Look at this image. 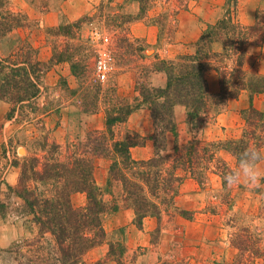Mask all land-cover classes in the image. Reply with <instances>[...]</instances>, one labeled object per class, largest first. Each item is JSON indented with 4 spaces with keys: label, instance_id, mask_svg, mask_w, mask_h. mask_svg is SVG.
<instances>
[{
    "label": "rangeland",
    "instance_id": "rangeland-1",
    "mask_svg": "<svg viewBox=\"0 0 264 264\" xmlns=\"http://www.w3.org/2000/svg\"><path fill=\"white\" fill-rule=\"evenodd\" d=\"M230 3V0H11L13 8L24 14L28 22L0 40V52L7 55L29 42L37 48L42 59L49 61L57 44V49L65 53V60L58 64L51 61L50 70L43 79V87L47 88L42 89L39 103L49 109V115H40L41 121L22 120L19 116L9 118L10 103L0 100V264L26 262L31 248H37L25 245L30 240L41 239L37 246L48 249L55 242L50 232H40L24 200L8 188L6 177L11 170L18 172L13 187L19 181L20 167L16 162L39 152L38 140L44 142L48 138L67 148L68 144H83L89 132L105 131L106 109L112 105L102 97L103 91L114 89L111 95L119 94L139 104L143 100L140 88L145 82L150 84L148 70L156 66L162 56L175 58L181 50L193 52L196 41L188 42V39L199 29L207 28L210 22L222 18ZM241 13L248 14L249 18L241 17ZM235 14L244 25L258 24L256 34L246 47L242 70L264 76V0H238ZM79 20L80 27L68 33L59 29ZM139 23L155 28L156 44L133 33V26ZM150 28L146 31L148 35L152 34ZM95 32L107 35L114 48L115 70L105 82L99 81L95 74ZM73 64L78 66V72L72 70ZM228 67L230 71L236 66L231 63ZM235 77L236 74L232 76ZM217 79L219 90L213 94L218 97L221 85L219 76ZM91 85H99L103 91L97 112L85 113L86 99L90 101L96 92L90 89ZM241 94L239 98L218 97L214 109L220 112L211 111L203 117L199 128L189 121L187 107L176 105L174 119L178 138L168 132V151L163 154L174 155L176 142L183 145L194 136L206 142L240 137L245 127L242 102L246 107L250 104V92L244 90ZM256 96L258 107L264 110V92ZM235 99L242 101L238 103L240 108H237L235 122L229 124L222 119V123H218V117L231 111L230 101L235 103ZM140 105L124 123L114 126V133L117 139H144V144L132 147L131 153L135 160H148L155 153L154 141L149 138L154 127L149 104ZM180 105L183 107L178 109ZM134 114L138 115L131 119ZM225 125L233 127L225 131ZM147 139L151 142L146 145ZM217 155L230 170L237 166V159L230 151L220 149ZM113 161L110 156L97 157L94 162V177L107 205L102 215L106 238L88 251L86 262L117 264L108 252L110 242L120 241L126 247L124 264H162L163 261L171 264H184L183 261L186 264H264V181L258 188L244 184L229 187L224 175L230 170L223 169L219 161L211 164L202 182L190 173L178 172L180 185L176 205L193 212V218L173 215L171 204V210L165 207L160 219L146 217L139 227L134 210L125 200L122 181L110 176ZM163 164L170 168L172 162L167 160ZM72 202L75 207H84L86 193H74ZM238 239L245 240V244H239L241 248Z\"/></svg>",
    "mask_w": 264,
    "mask_h": 264
},
{
    "label": "trees",
    "instance_id": "trees-1",
    "mask_svg": "<svg viewBox=\"0 0 264 264\" xmlns=\"http://www.w3.org/2000/svg\"><path fill=\"white\" fill-rule=\"evenodd\" d=\"M230 1L225 15L207 26L193 52L180 53L171 59L162 58L148 70L150 73L165 72V87L145 82L139 90L143 100L134 104L119 94L111 95L114 89L103 91L99 85H91L90 89L96 91L95 96L90 101L86 99L83 112H97L100 92L103 91L102 97L112 105L106 109V130L89 132L83 144H68L67 148L48 138L44 142L38 140L41 150L16 162L20 167L19 181L17 186L9 185L8 188L24 200L31 220L40 226V232H50L55 241L50 250L37 246L41 239L28 241L25 245L37 248H31L27 261L20 264H101L100 261L88 263L85 260L88 251L106 238L102 215L107 211V205L94 177L97 157L111 156L114 159L110 176L122 181L125 200L134 210L136 224L141 227L146 217L160 219L165 207L171 210V204L175 211L173 215L193 218V212L176 205L180 185L178 172L190 173L191 177L202 182L215 161H219L223 169L230 170L218 158L220 149L230 151L238 162L240 153L247 146L264 147V110L254 104V97L264 92V76L242 70L246 47L256 34L258 24L241 23L235 14L238 0ZM27 22V17L13 8L11 0H0V40L26 26ZM80 23L81 20L59 29L68 33L72 28L80 27ZM54 48L49 61L41 59L37 48L29 42L7 55L0 52V100L10 103L9 118L19 116L22 120L41 121L42 117L49 115V109L39 103L42 89L47 88L43 87V79L52 62L58 64L65 60V53L57 49V44ZM231 63L236 67L229 71ZM77 68L72 65L74 72ZM212 68L219 76L221 92L218 97L221 99L228 96L239 98L244 90L250 92V104L241 111L245 121L241 136L208 142L194 136L183 145L176 142L174 155H164L168 151V132L178 138V125L174 119L176 105L187 107L189 121L197 128L211 111L220 112L214 109L218 97L209 90L206 79V73ZM234 74L236 77L232 78ZM140 103L149 104L154 127L149 138L154 141L155 153L148 160H135L131 153L132 147L144 144V139H117L114 133V126L124 123L134 110L141 107ZM167 160L172 162L170 168L163 164ZM76 192L86 193L84 207L74 206L72 195ZM243 243L245 240L238 239V247L241 248ZM108 253L117 264H124L126 247L123 242H110ZM162 264L171 262L163 261Z\"/></svg>",
    "mask_w": 264,
    "mask_h": 264
},
{
    "label": "crops",
    "instance_id": "crops-1",
    "mask_svg": "<svg viewBox=\"0 0 264 264\" xmlns=\"http://www.w3.org/2000/svg\"><path fill=\"white\" fill-rule=\"evenodd\" d=\"M226 11V10H225ZM240 16L241 17H243V18H249V15L247 14V15H245V14H243V13H241L240 14ZM251 17V16H250ZM240 20L242 21V19L240 18ZM212 23H215V21L214 22H210L209 24H212ZM244 23H246V24H248L247 23V21L245 22L244 21ZM208 26V25H207ZM150 27H147L145 24H143V23H139V25L137 26V25H134L133 26V28H132V31H133V33L135 34V35H137V36H142V37H144V38H146L147 40H148V42L150 43V44H156L157 43V40H158V38H157V35L155 34V32H154V30H155V28L154 27H151L150 28V31L152 32V34H150V35H148L147 34V29H149ZM206 28V27H205ZM205 28L203 27V28H201V29H199V28H195V29H199V31L197 32H195V29H194V32H195V35H194V37H191V38H189L188 39V42H197V40L200 38V36L202 35V33H203V31L205 30ZM140 29V30H139ZM156 31V30H155ZM195 42V43H196ZM176 51H178V50H176ZM179 52V51H178ZM187 52V51H186ZM185 52V50H181V53H186ZM41 58V57H40ZM162 58H167V59H171L172 57H164V56H162ZM42 59V58H41ZM217 77H218V74L216 73V71H215V69H210L207 73H206V79H207V82H208V87L210 88V91L212 92V93H215L216 91H218L219 90V86H218V79H217ZM149 81H150V84L152 85V86H155V87H161V88H163V87H165L166 86V84H167V76H166V74L164 73V72H159V71H154V72H151L150 73V77H149ZM242 96V94L240 95V97ZM236 100V102L234 103V102H231L230 101V106H231V111H229V113H228V115H225L224 114V116L223 117H218V123H222L221 122V120L223 119H225V120H228V123L229 124H233L234 122H235V120L237 119V108L239 109L240 108V105L238 104L239 102H242L240 99H235ZM254 104H255V106L257 107V108H259L258 107V104H257V96L256 97H254ZM246 103L244 102H242V108H246ZM181 107H183L182 105H180V106H178V109H181ZM259 109H261V108H259ZM263 110V109H262ZM144 111V110H143ZM138 114H134V115H132V117H131V119H133L134 117H136ZM241 120V119H240ZM239 120V121H240ZM241 123L243 122V120L242 121H240ZM141 125V124H140ZM221 125V124H220ZM241 125V124H240ZM226 126V128H225V131H228V130H230L233 126L232 125H225ZM242 126V125H241ZM240 126V127H241ZM140 127H144V126H140ZM240 130H241V128H240ZM240 132L241 131H239V134H240ZM231 137V136H230ZM229 137V138H230ZM149 142H151L150 140H148L147 139V143H146V145L149 143ZM264 148V147H263ZM18 172L16 171V170H11L10 171V173L8 174V176L6 177V181H7V183L8 184H10L11 186H14V185H16V183H17V179H18Z\"/></svg>",
    "mask_w": 264,
    "mask_h": 264
},
{
    "label": "clouds",
    "instance_id": "clouds-1",
    "mask_svg": "<svg viewBox=\"0 0 264 264\" xmlns=\"http://www.w3.org/2000/svg\"><path fill=\"white\" fill-rule=\"evenodd\" d=\"M264 148L251 144L238 157V163L224 175V181L231 187L244 184L258 188L264 181Z\"/></svg>",
    "mask_w": 264,
    "mask_h": 264
},
{
    "label": "built area",
    "instance_id": "built-area-1",
    "mask_svg": "<svg viewBox=\"0 0 264 264\" xmlns=\"http://www.w3.org/2000/svg\"><path fill=\"white\" fill-rule=\"evenodd\" d=\"M95 41V74L96 78L105 82L109 79L115 70L114 48L110 38L107 35L93 33Z\"/></svg>",
    "mask_w": 264,
    "mask_h": 264
}]
</instances>
